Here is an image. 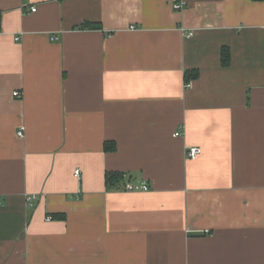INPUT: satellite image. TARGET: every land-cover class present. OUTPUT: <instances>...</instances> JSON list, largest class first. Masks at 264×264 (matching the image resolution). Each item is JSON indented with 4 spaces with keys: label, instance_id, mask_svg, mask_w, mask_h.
<instances>
[{
    "label": "crops",
    "instance_id": "obj_1",
    "mask_svg": "<svg viewBox=\"0 0 264 264\" xmlns=\"http://www.w3.org/2000/svg\"><path fill=\"white\" fill-rule=\"evenodd\" d=\"M176 1L0 0V264H264V0Z\"/></svg>",
    "mask_w": 264,
    "mask_h": 264
},
{
    "label": "built area",
    "instance_id": "obj_2",
    "mask_svg": "<svg viewBox=\"0 0 264 264\" xmlns=\"http://www.w3.org/2000/svg\"><path fill=\"white\" fill-rule=\"evenodd\" d=\"M185 3L183 0H178L174 3H172V8L173 10L175 11H179L181 10L183 7H184ZM35 8H32L31 9V12H35ZM183 33H186L187 36H192V32L188 33V32H185L183 30ZM13 96L14 97H19V93L18 92H14L13 93ZM179 134L178 133H175L174 136H178ZM17 136L19 138H23V133L21 131L17 132ZM202 153L201 149L199 147H195V146H190V147H187L185 148V156L188 160H195L198 158V156ZM73 175L75 178L79 179L80 177V170L76 169L74 170L73 172ZM125 189L126 191L128 192H147L149 190V186L146 182H141V183H128L126 186H125ZM34 198V196H31V197H27L26 199V204L28 207H31V200ZM47 221L51 220V218L48 216L46 218Z\"/></svg>",
    "mask_w": 264,
    "mask_h": 264
},
{
    "label": "trees",
    "instance_id": "obj_3",
    "mask_svg": "<svg viewBox=\"0 0 264 264\" xmlns=\"http://www.w3.org/2000/svg\"><path fill=\"white\" fill-rule=\"evenodd\" d=\"M254 1H262V0H254ZM88 28H98L97 26H87ZM227 56V53L225 52L224 53V57ZM226 64V60L223 59V65ZM197 75L196 72L194 73H190V75H188L189 77L191 78H195ZM186 78L188 79V77L186 76ZM105 149L106 150H113L114 149V146H113V143H107L105 144ZM123 179V175L122 174H118V173H111V174H108L107 175V182L110 183L111 185H116V183H120L121 180Z\"/></svg>",
    "mask_w": 264,
    "mask_h": 264
}]
</instances>
